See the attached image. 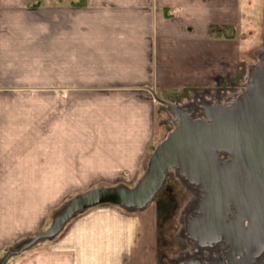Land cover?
Wrapping results in <instances>:
<instances>
[{
    "label": "crops",
    "instance_id": "obj_1",
    "mask_svg": "<svg viewBox=\"0 0 264 264\" xmlns=\"http://www.w3.org/2000/svg\"><path fill=\"white\" fill-rule=\"evenodd\" d=\"M231 1L0 0V264L69 200L138 182L156 102L227 79ZM133 213L87 209L12 264H149Z\"/></svg>",
    "mask_w": 264,
    "mask_h": 264
},
{
    "label": "water",
    "instance_id": "obj_2",
    "mask_svg": "<svg viewBox=\"0 0 264 264\" xmlns=\"http://www.w3.org/2000/svg\"><path fill=\"white\" fill-rule=\"evenodd\" d=\"M252 80L232 109H214L208 121H192L174 104L158 100L174 110L178 125L152 151L138 183L132 188L91 189L69 200L46 231L5 259L55 237L87 209L107 204L132 211L145 209L169 171L179 167L189 180L202 184L205 194L204 220L193 230L201 245L222 240L228 249L225 264H251L252 250L256 256L264 247L260 246L264 240V67ZM218 153L230 160L221 164L215 156Z\"/></svg>",
    "mask_w": 264,
    "mask_h": 264
},
{
    "label": "rangeland",
    "instance_id": "obj_3",
    "mask_svg": "<svg viewBox=\"0 0 264 264\" xmlns=\"http://www.w3.org/2000/svg\"><path fill=\"white\" fill-rule=\"evenodd\" d=\"M239 5H241V8L246 12L244 17L245 22L241 24L239 23V26L236 24L237 29L234 28V26H228V28L225 29L226 36H222L230 42L231 47L234 49V52L231 53L230 57L229 75L227 79L223 82L222 80H219V83L214 82L213 85L206 90H198V92L191 94L190 97L187 98H169L172 100V102L169 103L174 104L177 102L184 105L191 102L194 103V101L202 102L203 100L213 102V96H215L216 92L224 93L226 97L233 100L234 96H237L238 94L241 96L249 90L253 83L252 79L254 74L264 67V55H261L260 58L258 57L260 53H264V0H239ZM253 6L257 11L256 13H254ZM234 7L235 3L232 0L231 9ZM253 16L254 18L252 19ZM231 23L234 24L233 22ZM216 28L218 27L215 26L213 29L216 30ZM238 45L241 47L237 48ZM243 45H245L244 53L242 52ZM225 102L226 101H223V103ZM156 106L157 134L155 136L156 140L153 148L174 129L173 120L170 119L168 107L159 102H156ZM147 162L144 164L141 176H143L146 170ZM137 183L138 182L133 184L117 183L113 184V186L121 187L131 185L134 187ZM187 196L188 195L179 179L173 176L167 177L161 190L153 198L152 202L145 209L134 211V221L143 224L144 231L146 230L145 233L148 232L149 244L148 248L144 250V254L148 249L146 260L149 264H222L225 262V253H227L228 250L222 254L221 258L220 256L218 257L217 243L212 246H201V249L198 250L199 247H197L198 249L191 247L187 242L180 238L178 218L186 201L189 200ZM193 213V211L186 212L185 220L187 225L189 224V221L193 219ZM61 231L59 233H61ZM47 240L49 239L41 240L39 242L45 243ZM146 243L148 242L146 241ZM37 244L38 242L34 246H37ZM17 248L18 247L14 248L13 251L17 250ZM204 250H207L206 252L208 253L204 252ZM28 251L29 249L20 254L9 256L4 260V264H12L18 255L27 254ZM191 253L199 255L200 258H183V255L185 256ZM214 254L217 255L216 257H218L219 261H214ZM205 256H208V259H204Z\"/></svg>",
    "mask_w": 264,
    "mask_h": 264
},
{
    "label": "bare ground",
    "instance_id": "obj_4",
    "mask_svg": "<svg viewBox=\"0 0 264 264\" xmlns=\"http://www.w3.org/2000/svg\"><path fill=\"white\" fill-rule=\"evenodd\" d=\"M261 55H264V53H260L258 56L260 58ZM239 94L237 96L233 97V100L227 97V99L220 98L217 101L214 102H208L206 100H203L202 102H196L194 101L189 103V104H184L181 105L179 103H174L175 108L178 109L179 112L182 114L186 115V117L192 121H198V120H204L208 121V117L210 115V112L214 109L218 108H227V109H232L237 101L240 100ZM222 99V100H221ZM223 101H226L223 103ZM170 112V119L173 120L174 128L178 125V121L175 120L174 116V110L171 108H168ZM222 153H218L215 156L217 157V161H219L221 164H226L228 160H230V157L227 155L224 157L221 155ZM175 177L180 180L182 186L184 187L189 200L186 201L184 207L181 210V213L179 214L178 218V224H179V229L180 233L179 236L182 238L185 242H187L191 247L197 248L199 247L198 250L201 249V246L206 245V246H212L213 244L217 243L218 244V250H217V255L218 257L222 256L225 252H227V247L225 243L222 240L218 241H211L207 242L206 244L201 245V241L197 239V233H195L193 230L195 229L196 225H199L200 222L204 220V214L202 210V202L204 200V191L202 188V184L193 180H189V177L183 172L182 169H179V167H174L172 168L169 173L168 177ZM200 198V199H199ZM188 211H193V219L189 221V224L187 225L186 220H185V214ZM264 245V240L260 244V246ZM254 246V245H253ZM207 250H204L206 252ZM254 252L257 253V251L254 249L252 250V258L254 257L253 261L251 264H260L259 263V258L260 260H264V247H262L256 256L254 255ZM208 253V252H206ZM226 254V253H225ZM208 255V254H207ZM216 254H214V261H219L218 257ZM200 258L199 255H194V254H188V255H183V258ZM213 257V258H214ZM203 258V257H202ZM204 259H208V256H205ZM226 259V258H225ZM257 259V260H256ZM222 264H225L223 262Z\"/></svg>",
    "mask_w": 264,
    "mask_h": 264
},
{
    "label": "flooded vegetation",
    "instance_id": "obj_5",
    "mask_svg": "<svg viewBox=\"0 0 264 264\" xmlns=\"http://www.w3.org/2000/svg\"><path fill=\"white\" fill-rule=\"evenodd\" d=\"M219 95H220V97H219ZM213 98H214V100H213V102L214 101H217L218 99H220V98H223V99H227V97L225 96V94L224 93H217L216 92V94H215V96H213ZM189 196V195H188ZM187 196V197H188ZM244 225L246 226V223H244ZM263 254H264V252H262ZM257 260V259H256ZM259 260V263L260 264H264V260H263V258H262V260H260V258L258 259Z\"/></svg>",
    "mask_w": 264,
    "mask_h": 264
}]
</instances>
